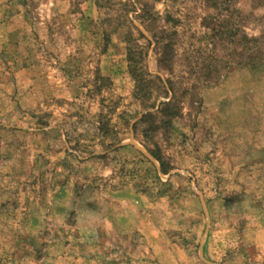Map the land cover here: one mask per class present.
Returning a JSON list of instances; mask_svg holds the SVG:
<instances>
[{
	"label": "rangeland",
	"instance_id": "obj_1",
	"mask_svg": "<svg viewBox=\"0 0 264 264\" xmlns=\"http://www.w3.org/2000/svg\"><path fill=\"white\" fill-rule=\"evenodd\" d=\"M0 264H264V0H0Z\"/></svg>",
	"mask_w": 264,
	"mask_h": 264
}]
</instances>
